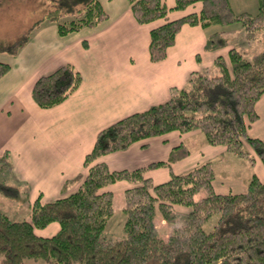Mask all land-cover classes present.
<instances>
[{
	"label": "trees",
	"instance_id": "trees-1",
	"mask_svg": "<svg viewBox=\"0 0 264 264\" xmlns=\"http://www.w3.org/2000/svg\"><path fill=\"white\" fill-rule=\"evenodd\" d=\"M77 1L82 5L67 22L58 21L62 15L59 6L48 8L42 18L58 21V31L65 33L107 17L100 0ZM196 1L201 2L198 12L150 29L151 60L165 57L184 23L207 27L237 21L245 26L249 39L264 38V0H258L255 13H236L229 0H174L172 8L182 10ZM128 2L139 23L165 17L169 9L161 0ZM23 41L1 49L14 52ZM227 44L223 33L217 31L208 35L204 47L216 49ZM227 56L229 63L219 54L210 67L191 72L188 86L171 87L166 101L126 114L100 129L84 156L86 172L72 179L83 175L73 192L46 202L36 198L28 218L12 219L0 209V253L4 259L9 264H27L28 258L48 259L53 264H204L214 260L219 264H264V180L254 173L244 191L219 193L212 186L214 171L209 160L171 173L159 183L144 172L169 161L116 170L98 161L136 140L174 129L185 132L199 128L209 144H225L253 163V156L242 145L245 140L264 163V139L247 132L248 125L258 118L255 103L264 92V49L245 58L232 46ZM9 68V62L0 60V76ZM81 80V73L72 64L63 63L37 77L32 98L41 107H51L66 99ZM177 157L172 151L168 160ZM117 180L132 185L123 191V235L114 238L103 233L113 210L112 193L100 188ZM201 189L205 194L196 198ZM173 204L188 206V218L163 239L154 216L159 211L162 218L173 220ZM215 212L219 214L216 223L205 230L202 223ZM51 221H58L57 231L48 236L36 233L35 228Z\"/></svg>",
	"mask_w": 264,
	"mask_h": 264
},
{
	"label": "crops",
	"instance_id": "crops-1",
	"mask_svg": "<svg viewBox=\"0 0 264 264\" xmlns=\"http://www.w3.org/2000/svg\"><path fill=\"white\" fill-rule=\"evenodd\" d=\"M161 1L169 8L166 16L139 23L128 0H100L105 19L65 33L58 31V21L44 19L41 14L30 29L35 28L31 37L14 52L2 51L0 60L9 62L10 68L0 76V158L8 162V172L0 170V174L11 176L9 184L20 187L15 200H21L22 193V199L32 205L38 197L46 202L68 194L77 187V181L69 179L84 171V156L100 129L126 114L166 101L171 87L188 84L191 72L210 67L219 54L226 57L227 46L204 47L208 35L220 31L217 24L184 23L165 57L151 60L150 29L201 8L200 1L182 10L172 8L174 0ZM63 63L72 64L81 73L79 86L58 104L39 106L31 94L35 80ZM255 110L258 118L248 125L247 132L264 139V92ZM246 149L253 163L226 145L208 144L203 132L194 129L146 137L106 153L100 160L110 169H132L166 160L174 151L181 156L167 166L147 168L146 174L155 183L209 160L213 189L241 192L253 173L264 180V163L248 145ZM239 167L243 170L236 173ZM128 186V181L118 180L105 189L119 194ZM6 195L11 201L12 195ZM174 209L183 214L188 210L180 204ZM58 227V222L52 221L36 233L48 236Z\"/></svg>",
	"mask_w": 264,
	"mask_h": 264
},
{
	"label": "rangeland",
	"instance_id": "rangeland-1",
	"mask_svg": "<svg viewBox=\"0 0 264 264\" xmlns=\"http://www.w3.org/2000/svg\"><path fill=\"white\" fill-rule=\"evenodd\" d=\"M229 3L231 5L232 9L234 10V12H236V13L243 12V11L249 12V13H255L257 11V7H258V0H229ZM81 5H82V3H80V1H77V0H0V48L6 47L9 45H13L14 43L19 41L20 39H23L24 40L23 42H25L26 39L28 37H31L34 33L35 28L34 29L32 28L33 29V31H32V30H30L31 27L34 26V23L38 21V18L40 17V15L41 14L43 15V13L45 11H47L48 8L59 6L62 9V11H61L62 15L58 21H60V22L66 21L67 22L71 18L76 16V9L78 7H80ZM217 28H219V30H220L219 32H222L223 35L226 37L227 42H228V44L226 46L229 48L232 46L236 47V49L239 50L245 58H251V56L253 54L264 49V38L263 37H255V38L249 39L246 36L245 26H243L240 22L235 21V22H232L229 24H224V25L217 24ZM221 29H223V31ZM23 42H22V44H23ZM2 51H3V49L2 50L0 49V56L2 55L1 54ZM224 58L229 63L228 56L226 55V57H224ZM186 86H188V84ZM194 129L201 130L199 128H192L190 130H194ZM190 130H188V131H190ZM170 131H179V130L174 129V130H170ZM170 131H167V132H170ZM167 132H165V133H167ZM179 132H181V131H179ZM185 132H187V131H185ZM165 133H162V134H165ZM162 134H158V135H162ZM154 136H157V135H154ZM243 141L246 142L245 140H243ZM243 141H242V145L244 148H246L247 145L249 146V144L247 142H246V144H247L246 145L243 143ZM223 145H225V144H223ZM117 150H119V149H117ZM177 155H179V154L177 153ZM180 156H181V154L179 155V157ZM100 157L98 158V161L100 160ZM179 157H177V158H179ZM168 159H169V157H168ZM168 159L163 160V161H169L168 163L170 164L171 160H168ZM240 159L247 160V158H240ZM0 160H1L0 161V170H3L4 171L3 173H5L6 171L8 172V170H7L8 169V162H5L1 158H0ZM172 160H174V159H172ZM100 161H102V160H100ZM162 166H167V165H162ZM239 168L240 169H238V168L236 169V171H235L236 173L242 172L243 169L241 167H239ZM132 169H134V168H132ZM110 170H116V169H110ZM146 171H147V169L145 170L144 173L146 176H148L146 174ZM85 172H86V168H84V171H82V173L84 174ZM0 173H1V171H0ZM0 177L3 178L2 181L0 182V192L5 190L3 192V195L0 194V208H2V210L4 212L9 214L8 216L12 219H23L24 216L26 214H28V212L30 211L31 203L28 202L27 200L25 201L22 199V193L20 195L21 200H19V201L15 200L14 195L19 194L16 192V190L20 189V187L13 186V185L11 186V184H9L10 181L12 180L11 176H6L3 174H0ZM148 177H150V176H148ZM69 180L71 182L77 181V187L75 186V188L69 192V193H71L76 188H78V186L82 183L83 175L80 178H77L75 181H73L71 179H69ZM125 181H127V180H125ZM5 182H6V186H4ZM112 183H114V182H112ZM112 183H109V184H112ZM109 184L101 187L100 191L101 190L106 191L105 187L108 186ZM131 185L132 184L130 183V186ZM130 186H128V187H130ZM128 187H126V188H128ZM6 190H9L10 192H8ZM107 191H110V190H107ZM6 192L9 195H12L11 201H7V199H11V198L8 195H6ZM110 192L112 193L113 210L109 216V219L106 223L107 226H105L103 233L108 235V236L115 238V237H120L123 235V223L125 220V212L123 210L124 193L122 192L119 194H117V193L114 194L112 191H110ZM203 194H205V191H203L201 189L200 191H198L196 193L195 196L197 198ZM63 196H65V195H63ZM41 202H43V201H41ZM175 205H178V204L172 205L173 210L175 212V216H174L173 220H167V219L162 218L159 211L155 213L154 222L156 225L157 233L163 239L168 238V236L171 233V231L173 230V228L182 226L187 221L188 212H189L190 208L188 206H185V207H187L188 210L185 214H183L180 212H176L177 210L174 209ZM182 206H184V205H182ZM158 216L161 218H159ZM218 217H219V214L217 212L212 213L202 223L203 228L205 230H210L214 226V224L216 223ZM56 222H58V221H56ZM36 229H38V228H35V231H36ZM26 263L27 264H53L50 260L43 259V258H28L26 260ZM0 264H9L4 259V256L2 253H0ZM204 264H219V260H214L212 262H208V263H204Z\"/></svg>",
	"mask_w": 264,
	"mask_h": 264
}]
</instances>
